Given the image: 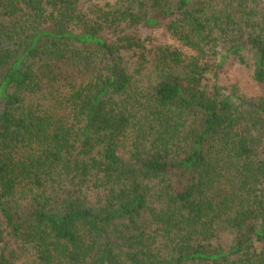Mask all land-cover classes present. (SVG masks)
<instances>
[{
	"label": "trees",
	"instance_id": "trees-1",
	"mask_svg": "<svg viewBox=\"0 0 264 264\" xmlns=\"http://www.w3.org/2000/svg\"><path fill=\"white\" fill-rule=\"evenodd\" d=\"M0 264H264V0H0Z\"/></svg>",
	"mask_w": 264,
	"mask_h": 264
},
{
	"label": "rangeland",
	"instance_id": "rangeland-1",
	"mask_svg": "<svg viewBox=\"0 0 264 264\" xmlns=\"http://www.w3.org/2000/svg\"><path fill=\"white\" fill-rule=\"evenodd\" d=\"M149 34L155 36L156 38L159 37V38H165V35H164V30L162 28H156V29H152V30H148L147 31Z\"/></svg>",
	"mask_w": 264,
	"mask_h": 264
}]
</instances>
